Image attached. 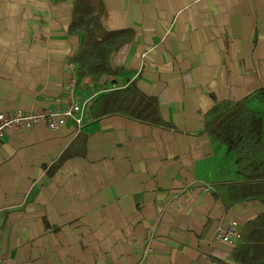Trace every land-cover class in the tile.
Here are the masks:
<instances>
[{
  "label": "crops",
  "instance_id": "0c3cea01",
  "mask_svg": "<svg viewBox=\"0 0 264 264\" xmlns=\"http://www.w3.org/2000/svg\"><path fill=\"white\" fill-rule=\"evenodd\" d=\"M72 11L0 0V114L67 105ZM101 21L133 38L109 56L115 73L77 78L82 123L0 142V264H236L216 233L264 203H226L241 173L205 121L217 102L261 98L264 0H103ZM129 86L157 99L161 123L92 112Z\"/></svg>",
  "mask_w": 264,
  "mask_h": 264
},
{
  "label": "trees",
  "instance_id": "16d2710c",
  "mask_svg": "<svg viewBox=\"0 0 264 264\" xmlns=\"http://www.w3.org/2000/svg\"><path fill=\"white\" fill-rule=\"evenodd\" d=\"M102 13L103 0H73L69 30L82 37L78 51L71 58L78 79L81 75L115 73L109 66V56L118 55L133 38L129 29H105ZM260 96L264 100V89ZM158 107L157 99L129 86L102 94L91 108L95 115L119 112L139 120L161 123ZM205 128L215 140L235 154L241 173L240 183L220 188L226 203L242 200L264 203L262 112L249 108L247 101L226 99L217 102L207 114ZM241 229L242 238L229 256L236 264H264V213L248 221Z\"/></svg>",
  "mask_w": 264,
  "mask_h": 264
},
{
  "label": "built area",
  "instance_id": "2783aa9c",
  "mask_svg": "<svg viewBox=\"0 0 264 264\" xmlns=\"http://www.w3.org/2000/svg\"><path fill=\"white\" fill-rule=\"evenodd\" d=\"M65 68L72 72L65 84V97L67 105L63 108L34 106L29 111L16 110L0 114V142L9 135L18 134L23 128H33L39 124H45L50 130H56L65 126L69 121L77 125L82 123V103L76 97L77 70L74 62L70 59ZM202 193L205 196L207 192ZM218 240L231 246H235L242 238L241 225L237 220L231 221L218 229Z\"/></svg>",
  "mask_w": 264,
  "mask_h": 264
},
{
  "label": "rangeland",
  "instance_id": "374dc122",
  "mask_svg": "<svg viewBox=\"0 0 264 264\" xmlns=\"http://www.w3.org/2000/svg\"><path fill=\"white\" fill-rule=\"evenodd\" d=\"M248 106L253 109V110H256V111H262L264 112V100L261 99V98H251L249 101H248Z\"/></svg>",
  "mask_w": 264,
  "mask_h": 264
}]
</instances>
